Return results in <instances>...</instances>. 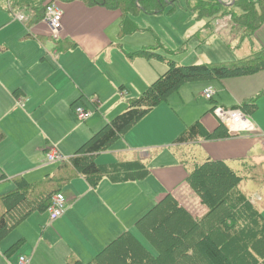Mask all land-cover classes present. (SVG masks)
Returning a JSON list of instances; mask_svg holds the SVG:
<instances>
[{
    "label": "crops",
    "instance_id": "1",
    "mask_svg": "<svg viewBox=\"0 0 264 264\" xmlns=\"http://www.w3.org/2000/svg\"><path fill=\"white\" fill-rule=\"evenodd\" d=\"M50 1L58 2L64 12L59 38L50 34L44 21L45 9H39L41 0L32 1L27 11L15 12L16 19L10 25L16 22L18 31L13 36L7 39V35H0V181L10 182L0 190L5 207L13 205L21 197L20 192L16 193L13 178L3 168L10 161L36 164L37 167L53 164L46 162L47 152L55 149L63 154L61 146L71 137V132L81 129L82 135L72 141L74 146L69 158L72 157L94 133L123 113L131 99L141 95L168 70L165 61L131 57L132 53L144 48L158 52L162 48L161 43L126 52L119 10L88 6L79 0H44V8ZM196 4L188 3L190 16L187 14L185 25L183 23L178 32L188 39H195L198 50L203 49L209 55L200 64L234 62L264 49V22L254 33H245L244 26L234 21L236 16L244 13L235 5V0L223 8L224 14L211 18L200 17L193 11ZM178 7H183L180 1L174 8L170 5L169 12L176 16ZM256 8L264 19V1L256 3ZM137 16H130V24L136 28ZM26 42H32L36 50L16 49L15 46ZM164 50L174 53L170 48L165 47ZM179 50H185L184 46ZM111 61L117 66H111ZM156 61L161 64H156ZM34 67L39 70L32 73ZM130 84L135 86V90L130 88ZM210 86L216 92L208 100L203 91ZM220 92L231 99V106L223 104ZM252 100L254 106H244L246 101ZM89 102L95 106H91L94 109L87 105ZM77 105H83L94 113L80 119ZM215 106H244L257 132L175 143L189 125L199 120L210 133L218 131L220 122L213 113ZM48 115L56 117L52 127L46 126ZM151 115V120L163 123L161 128L155 126L156 123L145 121L134 133L121 135L103 160L96 158L99 165H109L120 159L141 160L150 169L146 178L113 182L104 177L97 187H92L88 178L75 177L62 190L68 199L64 214L56 220H51L49 215L52 224L48 227L40 229L34 223L37 233L32 236L18 227L15 234L0 243V264H15L21 254L31 258L30 264H67L70 256L88 264L122 233L131 231L139 238L137 221L169 193L196 216L194 207L201 198L187 178L192 165L199 161L188 162L184 158L179 159L177 154L183 147L198 145L205 154L200 162L208 158L223 160L232 169L233 165H240L241 170L234 169L238 173L251 165L261 164L252 158V154L260 147L264 150V69L246 76L188 82L170 97L167 105L158 106L150 112ZM160 130L165 132L162 138ZM147 146L167 150L168 155L164 154L165 160H162V152H147ZM50 174L44 173L38 179L25 175V179L35 183ZM250 199L257 205L256 201L263 198L257 194ZM208 210L206 205L197 216H203ZM44 211L48 212L46 207Z\"/></svg>",
    "mask_w": 264,
    "mask_h": 264
},
{
    "label": "trees",
    "instance_id": "2",
    "mask_svg": "<svg viewBox=\"0 0 264 264\" xmlns=\"http://www.w3.org/2000/svg\"><path fill=\"white\" fill-rule=\"evenodd\" d=\"M79 1L88 6L119 10L122 16L121 34L125 36L138 30V27L131 25L130 16L142 12L163 14L168 6L174 8L180 0ZM195 1L197 4L192 10L200 17L222 15L223 8L227 6L226 0ZM262 1L235 0V5L242 8L244 13L236 16L234 21L244 26L245 33H254L264 22L256 8V3ZM43 4L44 0H41L39 9H45ZM135 56L165 61L168 70L141 95L131 99L123 113L94 133L68 161L61 162L52 174L35 183H29L22 176L13 179L16 193L20 192L21 197L13 205L5 207L4 197L0 196V240L33 212L47 207L55 193L63 192L66 195L62 191L63 187L77 176L88 178L92 187H97L104 177L113 182L146 178L150 169L141 160L120 159L109 165H99L95 158L110 148L134 123L166 101L172 93L178 92L184 84L246 76L264 69V49L248 58L222 64L180 65L152 48L131 54V57ZM253 102L246 101L244 106L252 107ZM244 106L237 108L248 114ZM230 136L224 124L220 123L218 131L210 133L199 120L189 125L175 143ZM246 176H251L257 183L264 182L261 164L251 165L238 173L223 160L208 158L194 163L187 182L209 207L203 216H194L169 193L136 223L138 231L157 254H153L131 231H126L104 247L88 264H264V216L243 189ZM67 264L85 263L70 256Z\"/></svg>",
    "mask_w": 264,
    "mask_h": 264
},
{
    "label": "rangeland",
    "instance_id": "3",
    "mask_svg": "<svg viewBox=\"0 0 264 264\" xmlns=\"http://www.w3.org/2000/svg\"><path fill=\"white\" fill-rule=\"evenodd\" d=\"M32 1H34V0H0V35L1 36L7 35L6 38L8 39L10 36H13V34H15L18 31V29H17L18 26H17L16 22H14L12 25H10V23L12 21H14V19H16V17H15L16 13L15 12L22 11V10L27 11L28 5H31ZM189 1L192 3L196 2L195 0H189ZM226 1H227V3L231 2V0H226ZM180 4L183 7H178L176 9V11H175L176 16L173 13L169 12L170 6H168L166 8V10L163 12V14H154V15H150V14H146V13L145 14H142V13L139 14L135 18V24L138 25L139 31H137L131 35L127 34L123 37L124 38L123 43L125 44L126 52L132 51L133 48H140L141 49V46L144 47V45L145 46H147V45L151 46V45H155V44L157 45V43H161L162 48L159 49L158 52L161 54H164V55H166V56H168L174 60H177L176 61V62H178L177 64H180V65L200 64V63L204 62L205 60H207L208 59L207 57L209 55L207 56L204 53L205 50H203V49L198 50L199 47L197 46V42L195 39H188V37H185L186 36L185 34L183 36V33H179L181 31V28H180L181 25H183L184 21L188 18L187 14H189V16H190V13H189L190 8L188 7V1L187 0H180ZM20 15H23V14H20ZM184 25H185V23H184ZM12 42H14V41H10V43H12ZM128 42H130V43H128ZM127 43H128V45H126ZM182 46H184L185 50L180 51L179 48H181ZM15 47H17L16 48L17 50L25 49V50H29V51H33V52L36 50V48L32 42H26L25 45H21L19 47L15 46ZM165 47L172 49L174 51V53H167L164 50ZM126 48H128L129 50ZM100 62H102V61H99V63ZM109 63L113 67L117 66L115 63H113V61H111ZM131 63H133V62H131ZM156 64H161V63L157 62ZM7 67L9 68V66H7ZM37 70H39V68L34 67L32 69V73L37 72ZM113 76H115V75H113ZM129 86H130V88L135 90V86L133 84L132 85L130 84ZM176 93L177 92L172 93L166 101L162 102L158 106H160L162 104L167 105L170 97L175 95ZM135 94H139V93H135ZM220 95H221V98L224 100V103H223L224 105L231 106L233 104L231 99L228 96H226L224 93L220 92ZM170 103H171V101L169 102V104ZM87 105H90L89 107L91 109H94L92 107H95L90 102ZM77 107L84 108L83 105H81V106L77 105ZM157 107H155V108H157ZM166 107H168V106H166ZM91 109H88V110L85 109V110H87V112L90 114H91V112L94 113L93 110H91ZM152 111H150V112H152ZM188 111H191V109H188ZM150 112L146 116H144L142 119H140L139 121L134 123L133 126L130 129H128L124 134H126V136H127L128 134L134 133L139 127H141L143 125V123H145V121H147L150 124L156 123L155 126L161 128L163 123L162 122L157 123V122H155L156 120H151L153 116L152 115L149 116ZM148 116H149V118H147ZM45 121H47L46 126L52 127L54 125V123L56 122V117L54 115H48L47 120H45ZM83 125H86V123H83ZM82 133H83V130H81V129L76 130V131L75 130L72 131L70 134L71 137L67 141H65L64 145L61 146V150L64 154V155L63 154L62 155L66 158L65 161H68L69 153L73 150L74 144H72V141L75 138H77L78 136H81ZM164 133H165L164 131H161V130L159 131V135L161 138L164 137V135H165ZM115 143L116 142H114V144ZM151 144H153V143H151ZM112 146L110 148H108L107 150L100 152L96 156L97 160H99V161L103 160L105 157L104 155L106 153H109L108 151L112 148ZM154 150H157L156 152H158V153L162 152V154H160V156L162 157V160H165L164 154H167V150H161L160 148L153 147V146H147L146 147L147 152H149V151L152 152ZM15 152L18 153V151H15ZM181 154H183V156H181ZM153 156H154V158H157V157H155L156 155L153 154ZM177 157L179 159L184 158L188 162H194L196 160H198L200 162L205 158V154H204V151L201 149L200 146L192 145V146L181 148V152L179 153V155L177 154ZM96 158H95V160H96ZM252 158L254 160H256L257 162L261 163L262 170L264 171V150L262 149V147H260L254 151V153L252 154ZM97 163L100 164V162H98V161H97ZM38 165H39V163H38ZM58 166H59V163H53V164H46V166L37 167L36 164L35 165H33V164L29 165V163L19 164V162H17V161L12 162V163L10 161L7 164L6 168L5 167H3V168L5 169V173L8 174V176L11 179L19 177L20 175H22L23 178H25V175H28L30 178L38 179V178L43 177L44 173H49V174L53 173L58 168ZM233 168L236 170H241L240 165H233ZM43 179H41V180H43ZM9 183L10 182L3 183L2 181H0V190H2L4 187H6ZM12 183H14V180L12 181ZM243 189L249 197H255L257 194L262 196L263 199L261 201L259 200L256 202H257L258 207L261 210L262 215L264 216V182L257 183L251 178V176H246L244 179V182H243ZM11 192H13V191H11ZM13 193L15 194V192H13ZM0 196H3V195H0ZM206 205L207 204H205L200 199L197 202V206L194 207V213L199 215L201 210L205 209ZM48 213L49 212L45 213L44 208L33 212L25 221H23L16 228H14L9 234H7L4 238H2L0 240V243L3 240H5L9 235L15 234L18 227L22 231L26 232V234L28 236H32V235H35L37 233V228L35 227L34 223H36L40 227V229L42 227H48L49 224H52L50 219H49ZM136 233H137L139 239L145 244V246L153 254H157V251L154 249V247H152L151 244H149V242L142 236V234L137 232V230H136Z\"/></svg>",
    "mask_w": 264,
    "mask_h": 264
},
{
    "label": "built area",
    "instance_id": "4",
    "mask_svg": "<svg viewBox=\"0 0 264 264\" xmlns=\"http://www.w3.org/2000/svg\"><path fill=\"white\" fill-rule=\"evenodd\" d=\"M63 8L56 1H50L45 5L44 21L47 23L50 29V34L54 38H59L63 30ZM24 19L23 16H20ZM214 87H208L203 91L205 99L211 100L215 94ZM21 103V101H20ZM77 114L80 119H86L90 113L84 108L77 107ZM214 115L220 123L228 127L230 134L241 133H256L257 128L252 122L250 116L240 108H226L223 106H215L213 110ZM66 158L60 154L57 150L53 149L46 154V162L48 163H61ZM68 199L63 192H57L53 195L51 203L46 207L49 212L50 219L56 220L60 218L66 209ZM31 258L27 255H19L15 264H30Z\"/></svg>",
    "mask_w": 264,
    "mask_h": 264
}]
</instances>
